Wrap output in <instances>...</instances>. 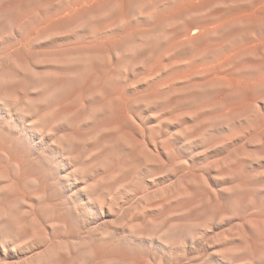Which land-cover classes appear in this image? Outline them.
Masks as SVG:
<instances>
[{"label":"rangeland","instance_id":"rangeland-1","mask_svg":"<svg viewBox=\"0 0 264 264\" xmlns=\"http://www.w3.org/2000/svg\"><path fill=\"white\" fill-rule=\"evenodd\" d=\"M136 3L0 0V264H264V0Z\"/></svg>","mask_w":264,"mask_h":264},{"label":"snow or ice","instance_id":"snow-or-ice-1","mask_svg":"<svg viewBox=\"0 0 264 264\" xmlns=\"http://www.w3.org/2000/svg\"><path fill=\"white\" fill-rule=\"evenodd\" d=\"M166 4L164 3V0H161V3L159 4L158 7L163 8L165 7ZM130 11L132 12V14L135 15H139L138 12H136V9L138 7L136 0H129V5H128ZM8 41L6 39H4L3 37H0V47H2L4 44H6ZM38 127V125H34L33 128ZM5 239V237L3 235H0V241H3ZM4 251V246L3 243H0V253H3Z\"/></svg>","mask_w":264,"mask_h":264},{"label":"bare ground","instance_id":"bare-ground-1","mask_svg":"<svg viewBox=\"0 0 264 264\" xmlns=\"http://www.w3.org/2000/svg\"><path fill=\"white\" fill-rule=\"evenodd\" d=\"M204 32V31H203Z\"/></svg>","mask_w":264,"mask_h":264}]
</instances>
